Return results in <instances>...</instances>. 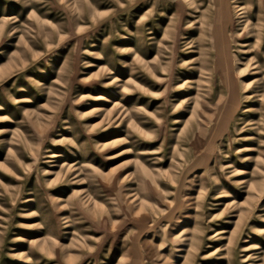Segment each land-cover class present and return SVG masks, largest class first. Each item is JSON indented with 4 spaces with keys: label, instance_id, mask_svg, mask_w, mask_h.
<instances>
[{
    "label": "rangeland",
    "instance_id": "374dc122",
    "mask_svg": "<svg viewBox=\"0 0 264 264\" xmlns=\"http://www.w3.org/2000/svg\"><path fill=\"white\" fill-rule=\"evenodd\" d=\"M0 264H264V0H0Z\"/></svg>",
    "mask_w": 264,
    "mask_h": 264
},
{
    "label": "bare ground",
    "instance_id": "6f19581e",
    "mask_svg": "<svg viewBox=\"0 0 264 264\" xmlns=\"http://www.w3.org/2000/svg\"><path fill=\"white\" fill-rule=\"evenodd\" d=\"M223 14H224V12H223ZM224 16V15H223ZM226 19V18H225ZM222 21V20H221ZM230 22V21H229ZM260 69L262 70V67H260Z\"/></svg>",
    "mask_w": 264,
    "mask_h": 264
}]
</instances>
